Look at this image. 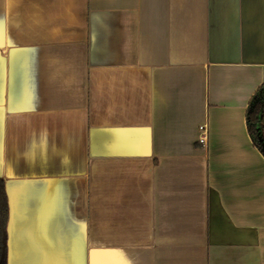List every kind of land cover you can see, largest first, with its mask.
I'll return each instance as SVG.
<instances>
[{
	"label": "crops",
	"instance_id": "obj_1",
	"mask_svg": "<svg viewBox=\"0 0 264 264\" xmlns=\"http://www.w3.org/2000/svg\"><path fill=\"white\" fill-rule=\"evenodd\" d=\"M263 84L264 0H0L7 264H264Z\"/></svg>",
	"mask_w": 264,
	"mask_h": 264
},
{
	"label": "trees",
	"instance_id": "obj_2",
	"mask_svg": "<svg viewBox=\"0 0 264 264\" xmlns=\"http://www.w3.org/2000/svg\"><path fill=\"white\" fill-rule=\"evenodd\" d=\"M249 132L256 146L264 153V84L259 87L250 100L247 110ZM9 203L5 180L0 178V264H7V225Z\"/></svg>",
	"mask_w": 264,
	"mask_h": 264
},
{
	"label": "built area",
	"instance_id": "obj_3",
	"mask_svg": "<svg viewBox=\"0 0 264 264\" xmlns=\"http://www.w3.org/2000/svg\"><path fill=\"white\" fill-rule=\"evenodd\" d=\"M209 131L207 125L203 124L199 126V137L198 141L204 145L208 143Z\"/></svg>",
	"mask_w": 264,
	"mask_h": 264
},
{
	"label": "snow or ice",
	"instance_id": "obj_4",
	"mask_svg": "<svg viewBox=\"0 0 264 264\" xmlns=\"http://www.w3.org/2000/svg\"><path fill=\"white\" fill-rule=\"evenodd\" d=\"M105 255H113V253H108V254H105ZM97 264H106V262L101 261V262H97Z\"/></svg>",
	"mask_w": 264,
	"mask_h": 264
},
{
	"label": "water",
	"instance_id": "obj_5",
	"mask_svg": "<svg viewBox=\"0 0 264 264\" xmlns=\"http://www.w3.org/2000/svg\"><path fill=\"white\" fill-rule=\"evenodd\" d=\"M261 142H262V145H263V149H264V141H263V139H261Z\"/></svg>",
	"mask_w": 264,
	"mask_h": 264
}]
</instances>
